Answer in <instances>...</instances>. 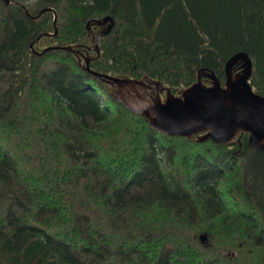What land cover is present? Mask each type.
I'll use <instances>...</instances> for the list:
<instances>
[{
  "label": "trees",
  "instance_id": "trees-1",
  "mask_svg": "<svg viewBox=\"0 0 264 264\" xmlns=\"http://www.w3.org/2000/svg\"><path fill=\"white\" fill-rule=\"evenodd\" d=\"M14 1L0 0V264H264V151L244 132L160 133L83 68L178 95L199 68L222 83L242 51L264 96V0ZM43 8L54 36L38 37ZM105 15L96 55L85 22Z\"/></svg>",
  "mask_w": 264,
  "mask_h": 264
},
{
  "label": "water",
  "instance_id": "water-1",
  "mask_svg": "<svg viewBox=\"0 0 264 264\" xmlns=\"http://www.w3.org/2000/svg\"><path fill=\"white\" fill-rule=\"evenodd\" d=\"M4 5L17 3L14 0H1ZM51 11L53 31L40 34L54 36L56 33L55 14L51 8L39 10ZM113 21L110 15L85 22V29L94 40L93 51L98 55L99 39L111 29ZM91 26L99 30L92 33ZM35 38L30 42L36 40ZM73 46H54L71 51ZM48 47L43 49L44 52ZM88 59H84V70L106 79L114 91L115 99L127 110L144 117L149 126L156 131L189 138L202 133V139L214 144H226L238 133H246L247 145L257 151H264V96L255 93L250 84L251 60L242 51L230 55L223 63V82L220 83L213 72L197 69L195 80L183 88L178 95L156 80L117 77L91 71ZM201 79L209 83L204 84ZM160 94H163L161 97ZM198 239L207 245L205 233Z\"/></svg>",
  "mask_w": 264,
  "mask_h": 264
},
{
  "label": "rangeland",
  "instance_id": "rangeland-1",
  "mask_svg": "<svg viewBox=\"0 0 264 264\" xmlns=\"http://www.w3.org/2000/svg\"><path fill=\"white\" fill-rule=\"evenodd\" d=\"M34 0H22V3L24 4H30L31 2H33Z\"/></svg>",
  "mask_w": 264,
  "mask_h": 264
}]
</instances>
